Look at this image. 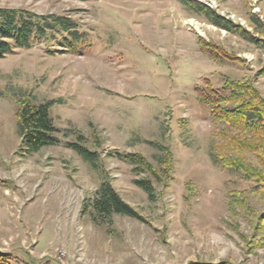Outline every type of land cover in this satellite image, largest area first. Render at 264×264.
<instances>
[{"label":"rangeland","instance_id":"obj_1","mask_svg":"<svg viewBox=\"0 0 264 264\" xmlns=\"http://www.w3.org/2000/svg\"><path fill=\"white\" fill-rule=\"evenodd\" d=\"M195 1L261 45L180 0H0L66 17L82 36L74 49L42 40L0 59V264H264V182L243 172L264 179V146L242 149L252 138L235 131L222 137L196 93L226 78L264 102V0ZM26 96L61 102L50 111L61 144L22 157L16 111ZM77 135L99 171L65 146ZM115 153L140 155L157 172L153 202L134 185L146 176ZM103 179L142 221L92 223L86 203Z\"/></svg>","mask_w":264,"mask_h":264},{"label":"trees","instance_id":"obj_2","mask_svg":"<svg viewBox=\"0 0 264 264\" xmlns=\"http://www.w3.org/2000/svg\"><path fill=\"white\" fill-rule=\"evenodd\" d=\"M89 1V0H77ZM189 10L198 16L204 17L212 26L230 32L237 33L248 43L260 46L262 42L252 37L230 21L221 18L206 5L195 0H180ZM250 22L257 28L259 22L250 18ZM59 38V43L65 48L74 49L82 42V36L76 24L70 19L56 15H37L26 10L0 8V59L12 54L16 49H26L33 42L51 41ZM65 42V43H64ZM259 75L264 77V67ZM220 88H214L207 81L197 89L198 99L209 108L211 119L223 126L221 136L231 131L243 136H251L252 141L246 142L241 148L247 150H259L264 146V102L257 91L248 84H239L224 78ZM60 101H45L34 103L27 96L19 98L16 111L17 135L20 139L19 150L22 157L36 155L45 148L55 147L61 144L59 130L55 127L50 111L55 103ZM148 145H154L147 142ZM65 146L71 149L92 170L99 171L100 158L96 152L89 151L84 145V138L76 136L75 142H68ZM163 152V148H159ZM163 155H168L163 153ZM119 161L133 167L135 174L144 175L143 179L135 180L134 185L154 201V186L152 180L158 181V174L152 166L137 154H112ZM164 158V156H162ZM223 167L243 169L244 166L225 156L216 157ZM166 162V161H165ZM160 160L161 164H165ZM264 164V158L261 159ZM247 178L256 182H264L262 176L253 170L245 168L243 171ZM86 209L94 225L111 226L114 216L126 217L142 221V218L126 204L109 181L103 179L94 192L92 198L86 203ZM3 255L0 253V258Z\"/></svg>","mask_w":264,"mask_h":264}]
</instances>
